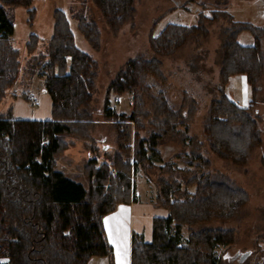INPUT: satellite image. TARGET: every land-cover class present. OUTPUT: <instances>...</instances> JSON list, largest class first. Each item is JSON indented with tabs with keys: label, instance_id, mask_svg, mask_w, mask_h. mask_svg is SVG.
I'll use <instances>...</instances> for the list:
<instances>
[{
	"label": "trees",
	"instance_id": "obj_1",
	"mask_svg": "<svg viewBox=\"0 0 264 264\" xmlns=\"http://www.w3.org/2000/svg\"><path fill=\"white\" fill-rule=\"evenodd\" d=\"M32 1L0 0V100L16 80L20 64V50L11 41V9L28 6ZM92 2L111 30H117L134 11V0ZM227 2L214 0V8L206 14L203 9L212 2L201 0L196 23L168 22L156 35L152 26L148 39L155 53L168 55L193 38L207 36V23L219 18L225 20L220 33V79L216 85L220 95L207 106L204 132L215 155L243 163L261 142L262 129L258 125L254 97L262 89L259 80L264 64V25L234 20L223 8ZM28 11L31 13L34 9ZM53 14L47 50L35 52L39 39L35 33H30L25 42L26 52L32 54L27 64L30 77L36 70L46 71L41 75L51 97L50 118H13L10 111L0 113V257L7 258L0 264H86L91 256L102 255L107 256L108 264H114L113 248L105 234L102 216L118 202L136 199L131 190V169L122 153H118L113 163L103 161L100 166L93 165L87 170L89 185L85 187L83 182L67 176L56 166V156L66 148L63 136L84 132L85 126L91 124L89 114L80 111L93 98L97 62L75 44L64 11L56 9ZM77 27L92 49L98 50L100 32L96 22L80 16ZM242 31L251 34V45L238 42L237 36ZM160 66L161 61L156 57H135L110 82L108 91L134 94L135 105L128 115L115 112L106 102L104 105V115L119 120L120 141L127 139L129 131L124 119L135 121L143 111L139 89L144 75L152 71L160 75ZM236 73L245 74L250 86L251 100L246 106L233 102L224 91L229 76ZM158 98L164 106L159 127L164 134L167 132L164 127L180 123L178 118L184 115L175 113ZM138 141L136 160L143 162L149 159L147 148L156 152V139ZM191 154L196 159L195 172L186 184H193L194 191L172 197L179 181L174 179L173 186L163 178L158 180L156 204L168 213L153 218L150 241H145L141 234H132L131 264H217L213 249L234 242V229L210 223L237 217L248 195L222 172H202V167L209 166V159L201 153ZM113 164L115 167L122 164V169H115ZM108 177L112 183L105 187L103 180ZM184 225L189 226V235L182 240Z\"/></svg>",
	"mask_w": 264,
	"mask_h": 264
},
{
	"label": "rangeland",
	"instance_id": "obj_2",
	"mask_svg": "<svg viewBox=\"0 0 264 264\" xmlns=\"http://www.w3.org/2000/svg\"><path fill=\"white\" fill-rule=\"evenodd\" d=\"M200 1L134 0L133 14L117 30H111L105 24L92 0H33L28 6H15L11 9L13 16L11 41L20 50V64L16 80L6 88V93L8 90L19 93L28 105L32 104L29 103L30 93L38 99L41 97V85L44 82L41 74L45 70H41V73L36 70L30 77L27 64L32 54L26 52L25 42L30 33H35L39 38L35 52H45L53 31V12L61 9L68 19L75 44L96 60L97 71L94 78L93 98L80 111L89 114L91 124L85 126L84 132L63 136L66 140V148L56 156V166L88 187L87 170L93 165L100 166L103 161L113 163L114 157L122 153V157L131 169L130 183L134 195L136 189L140 193L142 189L144 196L154 199L156 203L159 192L158 180L162 178L170 183L174 179L176 182L179 181L178 189L173 196L171 195L172 197H179L184 191H194L193 184H186L195 172L196 159L191 153H201L210 161L207 168L202 167V172H222L248 195L237 217L225 222L210 223L214 226L232 228L235 231L233 243L217 245L213 249L217 264H264V167L262 165L264 64L259 80L262 89L254 97L259 111H257L258 125L262 129L261 142L250 152L246 161L233 163L218 157L210 150L204 132L207 106L212 99H217L220 95L216 85L220 79V33L225 20L219 18L207 23V36H198L189 40L172 54H157L149 45L148 38L152 26L156 35L168 22L184 25L196 23V12L201 9ZM233 1L237 0H228V2ZM211 2L212 4L209 3L207 8L203 9L205 13L214 8V0ZM29 9L34 11L29 13ZM80 16L96 22L100 32L98 50L92 49L78 30ZM135 57L159 59L160 75H156L154 71L146 72L144 75L143 86H139L143 111L135 121L124 119L129 125V131L127 139L120 141L117 128L119 120L113 116H105L103 110L107 103L115 112H124L127 115L132 112L135 105L133 92L115 94L108 91V86L124 68L125 63ZM159 96L174 109L175 113L179 111V114L184 115L180 116L181 119L178 118L180 123L164 127L167 131L164 134L159 128L164 110V106L157 101L160 99ZM145 110H147L146 114L143 113ZM139 139H156L154 145L156 152L147 148L146 155L149 159L143 162L136 160V146ZM144 145L146 147L147 144ZM121 165H117V168L113 164V167L121 170ZM113 172L117 173V170ZM110 178L103 180L105 187L112 183ZM188 235L189 226L184 225L181 230L182 240ZM242 255V259L239 260ZM6 261V257H0V262Z\"/></svg>",
	"mask_w": 264,
	"mask_h": 264
},
{
	"label": "crops",
	"instance_id": "obj_3",
	"mask_svg": "<svg viewBox=\"0 0 264 264\" xmlns=\"http://www.w3.org/2000/svg\"><path fill=\"white\" fill-rule=\"evenodd\" d=\"M224 7L236 21H249L257 26L264 25V0H237L228 2ZM209 11L207 10L206 14H209ZM237 40L242 45L253 43V38L248 31L240 32ZM224 91L233 102L240 106L248 105L251 100V91L245 74L230 75ZM31 96L34 95L30 93L29 103ZM34 104L36 107H33ZM34 104L30 103L31 107H29L30 105L22 99L19 93L8 90L0 100V113L10 111L13 118L35 120L50 118L51 97L44 82L41 85V97L37 98ZM141 192L143 194L136 189L135 200L118 202L113 210L102 216L105 234L113 248L114 264H131L132 234L134 232L141 234L145 241H150L153 218L155 216L164 217L168 213L167 209L157 205L154 199L144 196L142 189ZM86 264H108V258L105 255L91 256Z\"/></svg>",
	"mask_w": 264,
	"mask_h": 264
},
{
	"label": "built area",
	"instance_id": "obj_4",
	"mask_svg": "<svg viewBox=\"0 0 264 264\" xmlns=\"http://www.w3.org/2000/svg\"><path fill=\"white\" fill-rule=\"evenodd\" d=\"M31 102H32V104H34V103H36L37 102V98L36 97H34V96H31Z\"/></svg>",
	"mask_w": 264,
	"mask_h": 264
},
{
	"label": "water",
	"instance_id": "obj_5",
	"mask_svg": "<svg viewBox=\"0 0 264 264\" xmlns=\"http://www.w3.org/2000/svg\"><path fill=\"white\" fill-rule=\"evenodd\" d=\"M242 257H243V255L241 256V258H240L239 260H241V259H242Z\"/></svg>",
	"mask_w": 264,
	"mask_h": 264
}]
</instances>
